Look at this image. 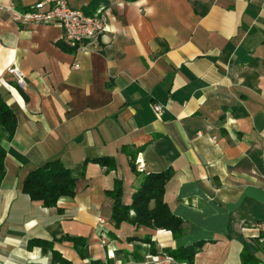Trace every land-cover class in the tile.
Returning a JSON list of instances; mask_svg holds the SVG:
<instances>
[{
    "label": "crops",
    "instance_id": "0c3cea01",
    "mask_svg": "<svg viewBox=\"0 0 264 264\" xmlns=\"http://www.w3.org/2000/svg\"><path fill=\"white\" fill-rule=\"evenodd\" d=\"M38 1L53 0H0V92L16 117L2 140L0 264H186L166 252L197 241L194 264H241L243 250L264 264L252 226L264 219V0H67L107 14L100 39L73 50L59 25L14 19ZM100 156L116 170L87 162L53 207L23 192L49 161L75 170ZM165 169L163 199L184 234L115 228L114 179L130 205L143 176Z\"/></svg>",
    "mask_w": 264,
    "mask_h": 264
},
{
    "label": "trees",
    "instance_id": "16d2710c",
    "mask_svg": "<svg viewBox=\"0 0 264 264\" xmlns=\"http://www.w3.org/2000/svg\"><path fill=\"white\" fill-rule=\"evenodd\" d=\"M62 47L65 50H73L67 45H62ZM15 128V114L0 92V180L5 173L4 159L6 155L2 140L11 139ZM89 161L98 163L106 170H116L114 159L108 156L86 159L82 163L81 169L75 170L64 166L59 160H52L27 174L23 182V192L30 199L41 201L45 207H53L61 196L74 195L75 182L80 176H83L85 164ZM131 168L138 173L133 162H131ZM171 176L170 169L144 175L139 188L132 196L130 205L122 204V183L119 178H115L113 188L106 191V194L113 198L111 218L114 221V227L118 228L122 222H129L136 227L143 225L151 229L168 230L174 238L182 236L185 231L184 221L172 213L163 199L165 185ZM131 210L134 212L132 217L130 216ZM143 240L152 246L150 236L144 237ZM84 242L82 239L74 240V246L79 252H81L80 246L82 247ZM203 244L204 241H197L188 246L168 250L166 253L177 263L194 264L195 255ZM57 260L61 264H71L60 256ZM96 264L101 263L97 261ZM241 264H255L254 257L243 250Z\"/></svg>",
    "mask_w": 264,
    "mask_h": 264
},
{
    "label": "built area",
    "instance_id": "2783aa9c",
    "mask_svg": "<svg viewBox=\"0 0 264 264\" xmlns=\"http://www.w3.org/2000/svg\"><path fill=\"white\" fill-rule=\"evenodd\" d=\"M14 19L24 23L57 24L62 28V40L66 45L84 49L88 44H95L105 32L107 14L103 9L94 14H86L72 7L67 0H53L38 1L25 11L14 12ZM7 72L18 86H25V75L15 63L8 67ZM152 109L157 116L163 111L158 103H152ZM137 169L142 170V164L139 163ZM98 220L102 221L101 218ZM252 226L263 234L264 239V219Z\"/></svg>",
    "mask_w": 264,
    "mask_h": 264
}]
</instances>
